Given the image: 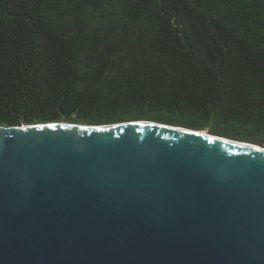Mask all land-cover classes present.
Masks as SVG:
<instances>
[{
	"label": "water",
	"instance_id": "water-1",
	"mask_svg": "<svg viewBox=\"0 0 264 264\" xmlns=\"http://www.w3.org/2000/svg\"><path fill=\"white\" fill-rule=\"evenodd\" d=\"M0 264H264V147L150 121L0 126Z\"/></svg>",
	"mask_w": 264,
	"mask_h": 264
},
{
	"label": "trees",
	"instance_id": "trees-1",
	"mask_svg": "<svg viewBox=\"0 0 264 264\" xmlns=\"http://www.w3.org/2000/svg\"><path fill=\"white\" fill-rule=\"evenodd\" d=\"M150 121L264 147V0H0V126Z\"/></svg>",
	"mask_w": 264,
	"mask_h": 264
},
{
	"label": "rangeland",
	"instance_id": "rangeland-1",
	"mask_svg": "<svg viewBox=\"0 0 264 264\" xmlns=\"http://www.w3.org/2000/svg\"><path fill=\"white\" fill-rule=\"evenodd\" d=\"M204 132H207V130H204ZM208 133V132H207Z\"/></svg>",
	"mask_w": 264,
	"mask_h": 264
}]
</instances>
